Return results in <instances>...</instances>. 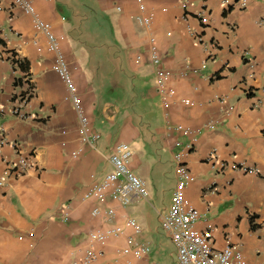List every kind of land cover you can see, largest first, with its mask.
<instances>
[{
    "label": "crops",
    "instance_id": "1",
    "mask_svg": "<svg viewBox=\"0 0 264 264\" xmlns=\"http://www.w3.org/2000/svg\"><path fill=\"white\" fill-rule=\"evenodd\" d=\"M29 1L50 26L99 138L93 145L79 140L45 37L32 16L0 0V264H83L87 233L127 218L138 232L126 228L93 245L102 255L91 264H175L159 226L176 154L195 178L184 195L199 214L196 229L211 230L215 248L234 247L245 264H264V0H143L148 28L136 24L133 0ZM149 37L167 73L161 90L173 92L167 108L149 62ZM12 55L24 63L33 92L19 109L24 119L10 114L19 94ZM117 143L127 145L128 167L144 195L125 206L84 200L111 171L108 154ZM15 150L28 164L18 174ZM240 164L258 173H242ZM96 206L111 209V219L91 217ZM128 238L146 245L147 255H120Z\"/></svg>",
    "mask_w": 264,
    "mask_h": 264
},
{
    "label": "built area",
    "instance_id": "2",
    "mask_svg": "<svg viewBox=\"0 0 264 264\" xmlns=\"http://www.w3.org/2000/svg\"><path fill=\"white\" fill-rule=\"evenodd\" d=\"M138 15L135 16L137 25L148 28L152 16L145 13L143 0H133ZM187 2L180 4L181 8L187 6ZM12 7L19 9L23 14L33 17V24L36 31L41 33L46 40V50L52 55L51 70L55 72L63 81L66 94L63 101L70 102L77 120L78 138L82 143L93 145L99 138L90 126L85 116L80 101L76 94V89L72 84L70 73L67 68L63 56L60 52L56 39L50 32V26L37 19L34 15V9L29 0H12ZM200 41V39H199ZM147 53L151 66L154 68L155 84L158 88L157 92L161 96L163 108H167L166 98L173 94L172 91H162L161 86L167 78V73L160 67L157 48L154 39L149 37L147 40ZM9 63L14 72L18 73L17 82L19 85V94L14 98L15 106L11 109L10 114L17 119H24V115L19 111L32 96V87L29 76L26 72L19 69V60L16 56L9 57ZM185 106H189L187 100L181 101ZM176 131L183 135L192 136L193 132L189 129L175 128ZM194 138L191 139V142ZM17 154V163L12 172L18 174L27 167V160L20 155L19 150H15ZM77 153V152H76ZM74 156V154H73ZM130 152L126 144L117 143L113 145L108 154V162L111 171L104 174L100 181L93 183L83 194L84 200H93L99 206L103 204L105 198L119 203L121 206L128 205L133 197L143 196V182L135 176L129 169ZM215 160V152L209 156V161ZM173 170L175 183L170 194L169 206L160 218L161 230L168 236L175 256V264H245L242 254L234 247L225 244L222 248H215L213 245L212 231L209 229L198 230L195 225L199 220L198 212L185 199L184 191L186 187L195 180V178L186 170L181 161V155L176 154L173 157ZM238 170L245 174H257V170L251 167L239 165ZM1 185V182H0ZM103 213L106 220H110L113 211L109 208L100 211L96 206L90 211L91 217H96ZM129 228L134 234L138 232V228L134 220L127 218L121 226H113L102 231H92L87 233L86 240L88 247L84 250L82 263L91 264L102 255L100 251H93L92 246H103L108 238L118 237L122 231ZM148 253V247L138 243L131 238L127 239L126 245L119 250L122 256H130L139 260Z\"/></svg>",
    "mask_w": 264,
    "mask_h": 264
},
{
    "label": "trees",
    "instance_id": "3",
    "mask_svg": "<svg viewBox=\"0 0 264 264\" xmlns=\"http://www.w3.org/2000/svg\"><path fill=\"white\" fill-rule=\"evenodd\" d=\"M19 69H20L21 71L25 69V67H24V63H20V64H19Z\"/></svg>",
    "mask_w": 264,
    "mask_h": 264
},
{
    "label": "rangeland",
    "instance_id": "4",
    "mask_svg": "<svg viewBox=\"0 0 264 264\" xmlns=\"http://www.w3.org/2000/svg\"><path fill=\"white\" fill-rule=\"evenodd\" d=\"M146 190V188H145V186L143 185V191H145ZM145 193V192H144ZM159 228H160V226H159ZM160 230H161V228H160Z\"/></svg>",
    "mask_w": 264,
    "mask_h": 264
}]
</instances>
